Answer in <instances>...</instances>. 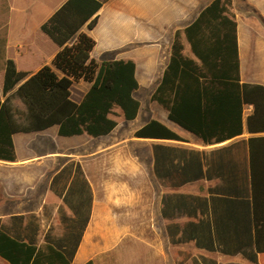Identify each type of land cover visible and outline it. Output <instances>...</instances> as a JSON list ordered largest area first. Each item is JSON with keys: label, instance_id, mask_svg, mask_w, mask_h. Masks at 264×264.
<instances>
[{"label": "crops", "instance_id": "0c3cea01", "mask_svg": "<svg viewBox=\"0 0 264 264\" xmlns=\"http://www.w3.org/2000/svg\"><path fill=\"white\" fill-rule=\"evenodd\" d=\"M53 1L39 23V27L66 0ZM101 1L103 4L98 11L97 24L90 30L86 26L82 29L88 31L95 39L91 55L99 62L106 59H132L135 62V75L139 87L135 90L134 96L140 103L138 113L134 119L127 120L121 109L116 107L117 126L109 134L97 137L85 133L62 136L58 133L56 124L37 131L15 132L12 138L16 159L14 161L0 159V167H2L0 170V225H5L12 235H17V232L23 230L25 242L30 243L35 240L36 246L42 249H47L48 245H51L70 258V263L56 264H84L89 260H92L94 264H113L114 259L117 258L113 249L123 231L118 225L137 222L141 214L128 215L122 211L116 218L113 217L108 207L98 202L94 184L78 155L65 149L79 144L84 139L95 140L113 134L126 123L129 129L122 139L135 138L138 141H147L153 176L161 180L164 185L159 195L158 212L162 218L167 241L171 245L187 244L191 247V250L173 249L172 263L168 253L156 248L152 253L151 264H264V252L257 253V258L253 261L247 256L249 247L245 246L240 239L224 240L216 236L210 200L212 195H216L214 188L223 184L222 178L217 174L216 164L229 158L246 162L247 139L251 136L264 135V132H249L247 129L246 118L252 112L253 105H244V129L241 135L221 142L205 144L198 136L170 120L165 106L153 98L170 62L171 48L177 32H180L184 55L199 61L191 50L185 29L213 0ZM230 11L237 23L240 81L264 85V74H258L252 68V63L264 64V0H232ZM198 31L197 36L201 38L203 47L212 45L216 49L222 47L224 28L221 25L202 26ZM211 32L214 33L213 36L210 35ZM14 47L21 54V46L14 45ZM8 57L7 54L0 63L2 100L4 99L2 89L5 61ZM52 57L53 55L33 68H20L17 60H14L18 69L32 73L43 64H51ZM90 85L83 79L75 81L71 87L72 99L79 102ZM16 88L17 86L11 92ZM168 91L167 89L166 92ZM151 119L161 121L185 140L135 136V131ZM240 140L245 142L237 143ZM156 145L175 149L166 156L164 163L160 156L162 175H166L174 164L181 167L191 162L197 163V161L201 163L203 174L181 185L173 184L168 176L157 175ZM228 146H231L229 150L226 149ZM94 152L95 150L92 151ZM90 154L91 152H88V155ZM120 160V158L117 159V161ZM77 163L80 164L83 175L77 173ZM207 173L211 176L208 177ZM121 190L122 188H119V191ZM172 194L192 195L203 198L204 201L202 205L195 200L192 201L193 213L183 212L172 215L176 212L173 206L174 201L167 200V214L164 215L162 201ZM119 199L120 207L128 208L129 201ZM131 202L138 205V202ZM174 223L181 226L190 224L186 227L188 236L186 235L185 241L172 242L168 226ZM208 223L211 226V236L214 241L212 249L205 243V237H209V234L205 236L203 231V225ZM191 224L194 225L191 227ZM182 228L174 235L175 238L181 236ZM191 233L193 235H190ZM197 241H200V245ZM178 250L183 254H179ZM118 257L120 261L118 264H123L124 253ZM0 264L11 263L0 255ZM130 264H133V260Z\"/></svg>", "mask_w": 264, "mask_h": 264}, {"label": "trees", "instance_id": "16d2710c", "mask_svg": "<svg viewBox=\"0 0 264 264\" xmlns=\"http://www.w3.org/2000/svg\"><path fill=\"white\" fill-rule=\"evenodd\" d=\"M102 2L66 0L40 25V30L58 47L51 64H43L31 73L18 69L14 58L6 59L4 99L0 97L1 160L16 159L12 138L15 132L37 131L56 124L62 136L85 133L97 137L109 134L117 126L116 107L121 109L125 119L136 117L140 103L134 96L139 87L135 62L132 59L99 62L91 55L95 39L82 29L86 26L90 30L97 24ZM231 4L232 0H213L185 29L191 50L199 61L184 55L180 32L176 33L170 62L153 94V98L168 110L170 120L198 136L205 144L241 135L245 104L253 105L246 118L248 131L264 132V85L240 81L237 23L230 11ZM214 24L224 28L222 47H203L201 38L197 36L198 30ZM213 34L210 33L211 36ZM80 79L91 85L83 98L76 102L71 97V87ZM135 136L185 140L157 119H151L135 131ZM243 142L245 140L237 143ZM247 143L246 162L229 158L216 164L223 184L214 188L216 195H212L210 200L216 236L224 240L240 239L249 247L248 258L255 261L257 253L264 252V135L251 136ZM174 150L155 146L157 175L168 176L173 184L181 185L203 174L201 163L197 161L181 167L174 164L166 175H162L160 156L164 163L166 156ZM76 171L83 175L79 163ZM207 176L210 177V173ZM167 197L162 201L164 215L167 214V200L174 201L176 212L172 215L193 213L192 201L201 205L204 201L185 194ZM188 225L174 223L168 226L172 242L186 240ZM203 226L205 236L209 234L205 243L212 249L211 226L209 223ZM181 227V236L175 238ZM23 237V230L12 235L5 225H0V255L11 264L70 263V258L53 246L42 249L36 246L35 240L28 243ZM197 243L200 245V241ZM177 252L183 254L179 250ZM84 264L94 263L89 260Z\"/></svg>", "mask_w": 264, "mask_h": 264}, {"label": "rangeland", "instance_id": "374dc122", "mask_svg": "<svg viewBox=\"0 0 264 264\" xmlns=\"http://www.w3.org/2000/svg\"><path fill=\"white\" fill-rule=\"evenodd\" d=\"M53 2L0 0V63L8 54L17 60L20 68H33L53 55L57 46L39 27ZM14 45L21 46V54ZM252 68L256 73L264 74V64L252 63ZM128 129L125 123L113 134L95 140L84 139L65 150L78 155L94 184L98 202L106 205L113 217L116 218L122 211L128 215L141 214L137 222L118 225L123 231L113 249L117 257L113 264L120 263L118 256L122 253L125 259L123 264H130L131 260L133 264H151L156 248L168 253L172 263L173 249L191 250V247L187 244L171 245L167 241L158 212L159 195L164 185L153 176L147 141L122 139ZM88 152L91 154L88 155ZM119 158L121 160L117 161ZM119 188L122 190L119 191ZM119 198L129 201L128 208L120 207ZM131 201L138 202V205Z\"/></svg>", "mask_w": 264, "mask_h": 264}]
</instances>
